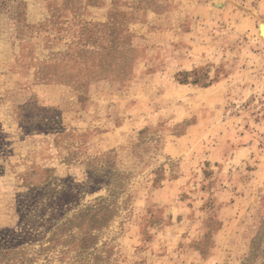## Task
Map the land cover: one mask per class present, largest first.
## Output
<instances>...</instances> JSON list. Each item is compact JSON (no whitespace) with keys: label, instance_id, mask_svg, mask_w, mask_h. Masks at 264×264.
Segmentation results:
<instances>
[{"label":"rangeland","instance_id":"rangeland-1","mask_svg":"<svg viewBox=\"0 0 264 264\" xmlns=\"http://www.w3.org/2000/svg\"><path fill=\"white\" fill-rule=\"evenodd\" d=\"M0 264H264V0H0Z\"/></svg>","mask_w":264,"mask_h":264}]
</instances>
